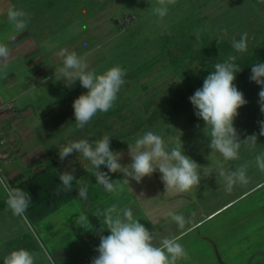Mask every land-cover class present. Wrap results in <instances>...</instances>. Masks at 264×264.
Masks as SVG:
<instances>
[{"label": "rangeland", "instance_id": "rangeland-1", "mask_svg": "<svg viewBox=\"0 0 264 264\" xmlns=\"http://www.w3.org/2000/svg\"><path fill=\"white\" fill-rule=\"evenodd\" d=\"M239 1L231 8L226 6L229 9L224 14L220 13L222 19L229 22L245 17L243 15L250 10L249 2ZM185 2L176 0L174 5L169 6L168 15L157 24L152 14L156 0H0V42H6L9 34L14 32L7 20V9L13 5L23 9L30 15L26 30L30 31L35 41L39 39L43 45L42 54L54 69L51 75H56L38 85H33L34 81L22 82L26 90L19 94V102L16 103L20 116L27 101L39 105L40 112L35 113L41 116L40 119L45 118L46 109L63 106V111H58L53 119H65L66 123L70 122L69 118L75 120L69 102L87 90L81 87L78 80L71 87L57 80L55 70L62 66L57 53L67 48L84 57L89 69L99 72L112 64H119L126 70V83L118 92L114 107L106 113H97L106 122H112L113 126L106 129L107 134L111 132V136H120V132H128V136L132 137L151 130L162 134L166 142L180 137L185 154L205 167L211 163L207 159L211 152L207 146L209 140L203 131L204 122L194 115L188 97L202 86L203 79L214 70L216 63L233 54L236 56L235 63L241 68L233 83L247 100V104L238 109L234 126L241 139L254 132L258 138L253 148L241 146L240 159L232 161L231 166L234 170V166L251 161L256 154L264 151V136L258 135L257 123L264 120V114L258 104L260 85L250 81L251 72L244 74L243 71L254 61L264 59L263 23L256 22V18L251 16L236 28L226 29V33L224 31L214 38L207 37L204 28L198 25L196 31L191 32L183 42H174L182 35L180 26H190V22L196 25L195 17L189 15L192 10L182 7ZM260 9L264 14V6L261 5ZM214 10L212 13L204 11L203 14H215ZM259 20L264 21V18L259 17ZM180 21L183 22L177 24ZM245 32L248 34L247 50L237 53L232 48V40H239ZM14 66L16 75L28 73L25 60L20 56L10 61L9 70ZM32 85L36 87L35 92ZM35 124V128L39 126L36 121ZM42 127L38 129L42 130ZM210 159L215 161L219 155L213 153ZM1 175L10 187L16 188L15 180H10L5 171ZM160 175L157 170L139 183L129 178L128 184L122 173L120 183L124 192L118 191L109 196H116L117 202L123 199L124 205L134 203L142 216L144 207L155 224L149 223V231H156L157 240L162 236H180V243L188 251L189 258L178 261V264H224L219 261L218 255L227 264H264V211L250 194L236 202L243 195L239 194L264 180V173L250 165L248 175L251 182L246 186H235L230 194L220 187L214 172L210 176H202L196 190L187 193L165 191ZM98 196L94 201H79L76 198L74 202L66 203L65 200L57 210L43 218L36 214L44 205L39 201L33 209L28 207L23 216H15L8 209L5 194L0 188V264L14 248H25L34 253L35 264H69L65 263V259L67 261L70 257L78 261L82 257H90L82 264H91V258L98 255L95 249L99 244L97 226L100 227V220L92 214L109 202L100 199V194ZM51 206L46 203L43 210ZM220 206V209L227 208L218 209L205 217ZM132 208L134 211V206ZM168 211L185 217L194 214L199 227L184 234L166 218ZM80 215H88L90 224L86 227L89 229L77 225ZM203 216L205 218L200 220ZM95 219L97 224L92 223ZM102 234L105 235L104 232Z\"/></svg>", "mask_w": 264, "mask_h": 264}, {"label": "clouds", "instance_id": "clouds-1", "mask_svg": "<svg viewBox=\"0 0 264 264\" xmlns=\"http://www.w3.org/2000/svg\"><path fill=\"white\" fill-rule=\"evenodd\" d=\"M175 3L176 0H156V4L152 6L154 22L161 23L168 15L169 6ZM6 15L14 32L19 33L28 28L30 15L23 9L10 6ZM224 31L226 33L227 30ZM247 38L248 34L245 32L239 40L233 39V50L237 53L245 52L248 47ZM57 55L62 61V66L55 70L57 80L63 81L68 87L78 80L81 87L87 90L72 101L75 126L82 129L97 113H106L114 107L117 94L126 83V70L119 64H112L99 72L89 69L84 57L67 48L60 49ZM10 58L11 50L7 43L0 42V76L8 75ZM235 61L236 56L229 54L223 62L216 63L214 70L203 79L202 86L188 97L194 108V115L204 122L203 131L209 140L207 146L211 149L207 156L211 162L209 165L202 167L186 155L180 137L166 142L162 134L151 130L138 134L134 144L128 143L131 162L126 165L119 162L121 153L112 150L108 134L94 142L83 138L71 140L60 148L59 158L64 160L73 152L78 153L90 162L91 167L86 171L109 193L121 190L119 180H111L107 174L116 172L123 173L129 184V178L139 183L145 176L150 177L158 170L165 191L173 193L196 190L202 176H210L213 172L225 193L230 194L235 186L248 185L251 182L248 175L250 165L264 173V151L256 154L251 161L234 166L233 170L231 162L240 159L241 146L253 148L257 145L258 138L254 132L241 139L234 126L238 109L247 104L244 94L233 83L236 73L241 70ZM249 79L260 85L258 104L260 112L264 114V63L252 65ZM33 91H36L35 86ZM257 123L258 135L264 136V120ZM213 153L218 154L219 159L211 160ZM101 166L107 169V173L101 170ZM59 180L62 191L72 189L74 176L71 172H60ZM0 188L3 189L5 203L12 214L23 216L31 203L29 194L21 188L10 187L3 179H0ZM87 193V186L81 184L78 189L79 198L86 200ZM92 215L100 220V228L97 231L99 244L95 249L98 255L91 258V264H178V261L189 258L188 251L180 243V236H162L157 240L156 231L150 232L134 215L130 205L121 206L119 202H114L103 209H96ZM87 217L88 215H80L77 221V225L86 230L89 229L86 225L90 224ZM166 218L184 234L199 227L195 223L194 214L185 217L181 213L168 211ZM105 229L109 232L108 235L102 234ZM35 258V254L25 248H14L3 257V264H35Z\"/></svg>", "mask_w": 264, "mask_h": 264}, {"label": "crops", "instance_id": "crops-1", "mask_svg": "<svg viewBox=\"0 0 264 264\" xmlns=\"http://www.w3.org/2000/svg\"><path fill=\"white\" fill-rule=\"evenodd\" d=\"M186 1L187 2L182 4V7L184 9L186 7L188 11L192 10V14L190 13L189 15L191 17H195L194 23L196 25H192L190 22V24L188 23L190 26L187 24L180 26L179 30H181L182 35L180 38L174 40V42H183V40H185V38L188 37L191 32L193 33V31H196V27L198 25L204 28L203 30L205 31L207 37L213 38L224 33V30L226 29H230L231 27L236 28L238 25H241L246 18L251 16H253L252 18H256V22L263 23L264 26V21L259 20V17L264 18V14H262L260 9L261 5L264 6V0H247L249 2L248 4L250 6V10L245 15H243L245 17L238 20L231 19L229 22L227 19H222L220 13L224 14L226 10L232 6H235L237 2L239 3V0ZM227 5L229 6L228 9ZM216 6H218L217 9H215ZM207 10L211 11V13L214 10L215 14L208 15L207 12L203 14V12ZM179 20L180 18L176 20L175 23ZM181 22L183 21H180L177 24H181ZM28 31L29 30H24L19 32L20 34L11 32L6 38V42H4L8 43L7 46L11 50L10 61L20 56L23 58V60H25V67L28 70L26 75H16L13 71L16 70V67L14 66L15 68L9 70L6 77L0 76V104L11 102L13 105L11 109L4 110L0 113V123L3 125L8 139V143L5 148L6 155L4 158L5 172L7 176L10 177V180H15L13 182L16 186H18V183L23 181L26 185L23 186L22 189L28 194L30 192L33 194L34 192L29 208L33 209L35 204H37L39 201L42 202V205H44L39 213H36L32 210V213H36L38 216H42V218L44 215H48L57 210L65 203V200H67L66 203L74 202L76 198H78L79 201H94L99 198L98 194H100V199L109 201L108 203L110 204L117 202V200H115L117 197L109 196L111 193L106 192L102 186H99L96 183L94 176L86 171L87 168L91 167L90 162L84 160L83 157L79 156V154L76 152H73L64 160H61L58 154V151L63 145L67 144L71 140H77L78 137L87 139L89 142H94L95 140L103 137L104 134H107L106 129L113 126L112 122H106L102 117L96 114V116H94L93 119L82 129H77L76 126L68 127L69 124L74 125L75 123L72 118L67 117L70 119V122L72 121L71 123H66L65 119H53L60 111H63V106H57L48 111L46 109L45 118L40 119L41 116L39 117V115L35 113L36 111L40 112L39 105H34L33 103L27 101L24 104L25 108L22 109L23 114L20 116L16 108V103L18 104L19 102V94H23L26 90V85H23L22 82L25 83L34 81L33 85H38L48 81L49 79H52L53 76H56L51 75L54 72V69H52V67L47 64L45 56L42 54L43 45L39 42L38 38L35 41V38H32V34L30 31ZM46 33L47 32H45L44 35H46ZM207 37L204 38L207 40ZM69 103L72 104V101ZM69 107L72 108V105ZM42 111H44L43 108ZM35 121L36 123H39L38 127L43 126L42 130H39L38 127L35 128V126H37ZM110 134L111 133L108 135ZM136 137L137 135L129 137L128 134L127 137L123 139L114 136L111 137L112 150L121 153L119 162L122 165H126L131 162V157L128 154V143L134 144ZM101 170L107 173V169H104L103 166H101ZM64 171L71 172L74 176V180L72 182L73 187L71 190L62 191L59 173ZM107 174L111 180H119V182L123 180L122 173L120 172ZM30 179L33 180L29 183L25 182L26 180ZM81 184L87 186L88 188V198L86 200H82L78 196V189ZM125 189L127 192V188ZM122 191L124 192L123 189ZM91 193L93 194L91 195ZM118 202L121 206H134V215L142 224L145 225L146 228L149 229L151 218L146 213L144 207H142L144 215L142 216L140 214L142 212L139 210L137 212L134 203L131 204L130 202H127L126 205H124L125 203L123 202V199L119 200ZM46 203L48 205L52 204V206L47 208V210H43ZM107 204L103 206H108ZM224 205H226V203L222 206ZM69 206H71V204ZM208 215L210 214H206L205 217ZM205 217L203 216L200 220L204 219ZM153 220H155V218ZM200 220L196 222H199ZM97 222V219H95L92 223L97 224ZM97 227L100 228L99 226ZM103 232L105 235L109 234L107 229H105ZM89 258L90 257H82V259L78 261L74 257H70L67 261L65 259V263L82 264V262L90 260Z\"/></svg>", "mask_w": 264, "mask_h": 264}, {"label": "trees", "instance_id": "trees-1", "mask_svg": "<svg viewBox=\"0 0 264 264\" xmlns=\"http://www.w3.org/2000/svg\"><path fill=\"white\" fill-rule=\"evenodd\" d=\"M258 62H263L264 61V59H262V60H257ZM257 61H254L253 63H257ZM252 67V66H251ZM251 67H249V68H245L244 69V71H243V73L244 74H247V73H250L251 72ZM108 128H110V127H108ZM111 133V132H110ZM120 133H122V135H120V136H114V137H117V138H126L127 137V134H128V132H126V133H123V132H120ZM109 136H111V134L109 135ZM112 137V136H111ZM264 180H262V181H259V182H256L255 184H253L252 186H250L252 189H248V190H246V191H244V192H242L241 194H239V195H242L239 199H237L236 200V202L237 201H240L242 198H244L245 196H247V195H252V196H254V198H255V202L257 203V204H259L260 206H261V209L264 211V190H262V187L264 186V182H263ZM25 182H30V180H26ZM26 184L23 182V181H21L20 183H18V186H16L15 185V187H18V188H20L21 187V189L23 188V186H25ZM247 191H249V192H247ZM33 194H34V192H33ZM32 192H30L29 193V196H31L30 198H32ZM238 195V196H239ZM237 196V197H238ZM233 203H230V205H232ZM222 206H220V207H218V208H216L214 211H216V210H218V209H220ZM229 207V206H228ZM224 208H227V206L226 207H224ZM223 208V209H224ZM223 209H220L219 211H221V210H223ZM214 211H212L211 213H213ZM218 211V212H219ZM211 213H209V214H211ZM218 258H219V261L220 262H222V263H224V264H227V263H225V261H223L222 259H221V256L220 255H218Z\"/></svg>", "mask_w": 264, "mask_h": 264}, {"label": "built area", "instance_id": "built-area-1", "mask_svg": "<svg viewBox=\"0 0 264 264\" xmlns=\"http://www.w3.org/2000/svg\"><path fill=\"white\" fill-rule=\"evenodd\" d=\"M12 104L9 102L0 104V113L4 110L11 109ZM8 143L7 135L5 133L3 125L0 123V179H2V173L5 171V148Z\"/></svg>", "mask_w": 264, "mask_h": 264}]
</instances>
